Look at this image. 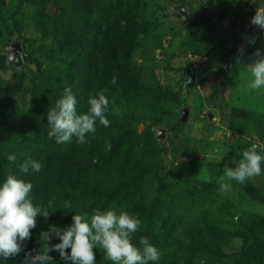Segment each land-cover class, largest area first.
I'll use <instances>...</instances> for the list:
<instances>
[{
	"label": "rangeland",
	"instance_id": "374dc122",
	"mask_svg": "<svg viewBox=\"0 0 264 264\" xmlns=\"http://www.w3.org/2000/svg\"><path fill=\"white\" fill-rule=\"evenodd\" d=\"M59 1L65 9L49 4L50 18L47 19L33 1L6 0L4 7L0 5V18L11 17L4 25L6 32L0 37V48L23 42L32 61H38L41 67L36 76L28 67L23 68L22 79L15 84L13 81L12 85L0 77L1 141L8 150L22 153L18 157L21 159L38 161L36 157L42 154L52 162L56 155V151L48 152L46 132L41 128L48 127L47 111L61 97L58 88L62 83L57 81L48 87L51 84L48 81L56 82L53 78L61 76L63 54L58 46L62 40L59 31L68 28L74 2ZM89 1L94 8L97 5L107 9L118 7L119 11L121 6L133 11V19L142 29H136L140 31L131 58L145 69V85H159L184 94L161 102L144 97L118 104V99H110L114 101L110 109L119 107L122 115L110 112L108 127L97 122L94 136H88L89 142L96 148H109L106 135L124 126L134 132L139 147L123 151L117 165L109 157L101 156L100 168L95 158L94 169L99 168L95 176L137 183V196H131V202L114 198L108 209H122L141 220V229L134 234L132 242L139 246V237H147L161 253L154 264H264V256L259 261L253 254L251 262L241 256L245 239L251 237L250 230L259 232L258 222L264 219V195L262 200L245 191L244 184L264 192V164L261 175L243 184L231 181V189L225 194L217 189L211 191L214 194L204 190L205 182L224 174H218L217 165L235 167L233 162L241 158L239 153L252 144L264 145V87L249 89L253 78L236 62L241 47L235 29L252 26L250 20L256 4L252 0ZM243 49L241 61L249 62L256 49L264 52V35L256 44ZM221 62H225V67ZM7 63L0 56V71L8 68ZM222 81L225 82L223 91ZM87 109L88 106L84 107L83 112ZM185 111H188L186 117ZM164 114L174 118L177 124L174 129L156 126L154 118ZM159 128L166 131L162 143L155 136ZM151 138L156 148L142 150ZM73 143L74 139L67 144ZM143 152L144 158L151 161L148 167H144ZM115 169L119 172L115 173ZM84 184L72 190L80 191ZM50 226L48 223L33 229L30 241L36 247L27 245L25 251H41L39 233ZM199 228L204 232L201 235L193 232L192 236L189 232ZM173 232L179 238L168 241L167 235ZM263 234L264 228L260 232L262 239ZM51 243H59L58 238ZM94 253L96 264H112L99 248ZM49 254L53 257L52 264H65L58 252ZM24 255L22 251L18 256L24 259ZM219 258L223 263L218 262Z\"/></svg>",
	"mask_w": 264,
	"mask_h": 264
},
{
	"label": "trees",
	"instance_id": "16d2710c",
	"mask_svg": "<svg viewBox=\"0 0 264 264\" xmlns=\"http://www.w3.org/2000/svg\"><path fill=\"white\" fill-rule=\"evenodd\" d=\"M20 1H33L38 4L43 11L42 17L44 19L50 18L48 14L49 4L55 3L62 8L65 7L59 0ZM73 2L70 10L72 16L69 17L70 24L64 32L59 31L62 34V40L58 42V46L61 47V53L63 54L61 76L56 79L53 78L56 82H53V80L48 81V83H51L50 86L48 84V87H52L57 81L62 83V87L58 88L61 96L65 87H71L78 100V113L84 114V107L88 106V103L84 102L88 101L90 95H94L103 88L109 89L108 93H106L109 100L118 99V104L137 101L144 97L153 99L155 102H161L162 99H169L172 96L173 98L183 97L184 94L182 92L176 94L159 85L148 87L145 85L143 81L145 69L131 58L132 51L137 47L138 31H140H136V29H142V25L133 19V11L123 9L121 6H119V11L118 7H108L109 9H107L97 5L94 8L95 5H92L89 0H73ZM0 5L4 7L6 0H0ZM111 5L116 6L113 2ZM255 6L257 7V5ZM122 14L124 15L122 16ZM62 18L65 20L64 17ZM8 19H11V17L5 18L4 16V18H0V37L6 32L4 25L7 24ZM123 21H125L124 24H122ZM55 28L57 29L56 26ZM44 29L45 31L47 30L46 25ZM141 31L146 33L145 30ZM22 46L28 60L21 67L11 71L9 61L7 63L8 56L3 52L4 48H0V56L4 58V62L8 66L7 69L10 71L6 69L3 72L1 70L0 77L3 82L10 85L13 84V81L15 84L22 79L21 73L25 67H28L34 76L38 75L41 70L39 62L32 61L30 55L26 52L23 42ZM114 75L117 79L116 83L112 84L111 80ZM2 90L6 91V87ZM83 99L85 100L84 102ZM154 123L156 126L166 125L171 129H174L177 125L174 123V118L170 117L169 114H164L163 117L156 116ZM41 129L43 133L46 132L45 140L49 143L48 152L56 151V155L54 160L49 162L42 154H39L36 157L42 165L39 172L29 169L28 173H21L19 165L25 159L18 157L22 153L8 150L1 141L0 136V184L4 182L9 173L15 174L17 178L32 183L31 195L34 205L43 207L51 205L49 209L50 217L47 220L43 216L37 217V229L44 227L48 223L63 228L72 223V216L75 214L90 217L95 208L107 210L114 198L131 202L130 197L137 196L136 182L124 179L117 181L112 177H105L106 175L95 176L99 168L98 170L94 169L97 166L94 164L95 158L98 159V167L100 168L101 156L109 157V161L117 165V161L121 160L120 157L123 151L127 148L134 149L139 147V141L136 142L135 140L136 136L134 139V132L125 129L124 126L112 130L106 135L109 148L105 146L104 149H100L90 142L82 145L77 144L75 138L74 143L71 145L67 143L58 145L54 139L50 140L48 138V127ZM155 144L154 139L151 138L150 142H147L142 150L155 147ZM9 154L16 156L15 163L8 161L7 157ZM142 156L143 158L145 157L144 152ZM144 159L146 161L144 167H148L151 161L149 158ZM225 166H216L219 175L224 173ZM227 166L229 165L227 164ZM114 172L118 173L119 171L115 169ZM217 181L218 179L215 175L214 180L204 183L206 185L204 190L208 193H212L211 191L215 189L218 190ZM83 182L85 184L80 188V191L72 190ZM244 185L245 191L251 192V194L262 199L263 190L249 186L248 183ZM91 191L95 193L93 194ZM215 196L219 197V194H215ZM66 201L71 202V208L64 207ZM258 223L260 231L250 230L251 237L245 239V247L241 252V256L246 261L251 262L250 256L253 257L254 255L261 261L264 256V239L260 237V232L264 228V219H260ZM189 232L191 234L196 232L200 235L204 233L201 228L199 230L190 229ZM170 233L167 235L168 241H174L179 238L175 236L174 232L173 234ZM25 244L26 246L31 245L32 248L36 247L30 240L26 241ZM22 261L23 258L18 255L8 259L0 258V264H22ZM218 262L223 263V260L219 258Z\"/></svg>",
	"mask_w": 264,
	"mask_h": 264
},
{
	"label": "clouds",
	"instance_id": "9594fccd",
	"mask_svg": "<svg viewBox=\"0 0 264 264\" xmlns=\"http://www.w3.org/2000/svg\"><path fill=\"white\" fill-rule=\"evenodd\" d=\"M257 5L250 23L264 30V0H252ZM248 44H254L256 37L245 35ZM237 64H242L253 78L249 89L264 87V52L260 49L242 63L243 47L238 49ZM114 75L111 83H116ZM108 88H103L90 95L88 109L84 114L77 111L78 100L71 87H65L62 96L47 111L48 138L57 144L71 143L75 138L77 144L89 143L88 136L96 132L97 122L104 127L110 126L108 114L122 115L119 107L110 109ZM241 158L234 161L235 167L225 166L224 174L218 178V190L225 194L231 189V181L243 184L262 174L264 164V145L252 144L239 153ZM8 161L15 163L16 156L9 154ZM42 165L31 158L19 165L21 173L29 169L39 172ZM33 185L15 174L9 173L0 184V258L8 259L25 252L22 264H52L53 251L59 253L65 264H96L94 249L103 251L104 258L112 264H154L160 258V251L145 236L139 237V246L132 242L133 236L141 229V220L125 210L95 208L90 217L81 214L72 216V223L60 228L51 225L48 230L39 233L42 250L25 251V242L31 239V230L37 226V217L45 220L50 217V207L36 206L32 199ZM65 208H71L66 201ZM58 238L59 243H51ZM70 250V251H69Z\"/></svg>",
	"mask_w": 264,
	"mask_h": 264
},
{
	"label": "water",
	"instance_id": "95a60500",
	"mask_svg": "<svg viewBox=\"0 0 264 264\" xmlns=\"http://www.w3.org/2000/svg\"><path fill=\"white\" fill-rule=\"evenodd\" d=\"M256 34L257 36L264 35V30L257 28ZM3 52L8 56L10 71L12 69L15 70L16 68L20 67V65H22L24 62H27L28 60L27 55L24 53V49H23L21 42L9 45L8 47L3 49ZM220 84L222 88L221 90L223 91L225 87V82L222 81ZM184 114L186 117V115L188 114V111H185ZM155 136L160 141V143H162L164 139L166 138V131L159 128L156 130Z\"/></svg>",
	"mask_w": 264,
	"mask_h": 264
},
{
	"label": "flooded vegetation",
	"instance_id": "af4514ba",
	"mask_svg": "<svg viewBox=\"0 0 264 264\" xmlns=\"http://www.w3.org/2000/svg\"><path fill=\"white\" fill-rule=\"evenodd\" d=\"M181 11H183V10H181ZM256 31H257V28L254 27L253 25L252 26H249V25H247V26H238L235 29V32H236L237 42H239V44H240L239 47L253 46L254 44H256L258 39L261 37V35L257 36ZM245 35H247V36H255L256 37L255 43L254 44H248L246 42V40H245ZM221 64L225 67V62H221Z\"/></svg>",
	"mask_w": 264,
	"mask_h": 264
}]
</instances>
